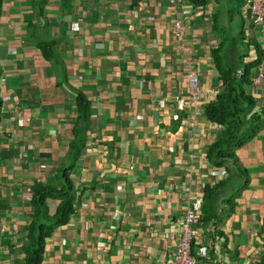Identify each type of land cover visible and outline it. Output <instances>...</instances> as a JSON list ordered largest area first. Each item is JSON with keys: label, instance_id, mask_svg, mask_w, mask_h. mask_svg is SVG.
Returning <instances> with one entry per match:
<instances>
[{"label": "crops", "instance_id": "obj_1", "mask_svg": "<svg viewBox=\"0 0 264 264\" xmlns=\"http://www.w3.org/2000/svg\"><path fill=\"white\" fill-rule=\"evenodd\" d=\"M170 1L3 0L0 264L24 262L32 184L59 187L69 167L81 194L68 224L46 240L42 264H165L185 200L203 199L207 188L199 219L208 222L193 227V255L207 249L199 264H264V114L234 152L239 174L233 161H208L221 129L204 113L221 92L219 70L245 67L251 113H264V76L253 83L260 68L264 75V26L245 22V5L238 14L227 0ZM177 23L182 42L173 38ZM187 73L209 94L200 113L187 102ZM79 95L90 107L87 127L77 125Z\"/></svg>", "mask_w": 264, "mask_h": 264}, {"label": "trees", "instance_id": "obj_2", "mask_svg": "<svg viewBox=\"0 0 264 264\" xmlns=\"http://www.w3.org/2000/svg\"><path fill=\"white\" fill-rule=\"evenodd\" d=\"M211 1L187 0L188 4L194 8H204ZM227 1L233 4L234 10L231 7V12L240 14L247 0ZM2 3L3 0H0V15ZM243 20L249 23L248 15H245ZM249 42L250 44L252 43L251 40ZM256 49L258 51V59L254 62L255 68L261 63L258 46ZM245 68L242 75H238L237 72L232 70H219L218 80L222 84L221 92H218L215 101L204 107L206 120L210 123L217 124L221 129V136L208 149V161L217 167H223L230 161H233V166L239 174H245V172L237 162L234 152L253 139L261 125L262 115L264 114L251 113L255 104L244 92V87L251 81V75L248 74L249 68ZM77 110V125L81 122L87 127L90 107L82 95L78 96ZM82 129V127L79 129L80 133H78V130H75V137H73L70 145V154L73 162L78 158L82 144L84 143V129ZM70 171L71 167L58 172L62 180L59 187L38 182H34L30 187L31 201L29 206L31 213L29 215V222L24 227L25 240L19 249V252L24 255V262L22 264H42L46 240L51 238L59 228L67 225L71 216L74 214L75 205L78 202L81 192L75 189L73 181L70 178ZM210 190L208 188L204 190V195L207 194L208 197L211 194ZM204 195L201 212L204 209ZM50 202L58 203L54 213L50 212ZM199 221H201L202 226H205L208 218H200Z\"/></svg>", "mask_w": 264, "mask_h": 264}, {"label": "built area", "instance_id": "obj_3", "mask_svg": "<svg viewBox=\"0 0 264 264\" xmlns=\"http://www.w3.org/2000/svg\"><path fill=\"white\" fill-rule=\"evenodd\" d=\"M170 2L171 4H175L177 0H171ZM244 10L249 17L250 24L256 27L264 26V7L262 0H247ZM172 34L175 41L182 42L183 27L181 23L174 25ZM238 75H242V73L238 72ZM263 76V70L260 68L259 76L253 80V83L259 85ZM186 80L188 87L187 102L197 113H200V106L208 99L209 94L202 91L198 74L187 73ZM202 204L203 199L201 196L190 195L185 200L180 222V235L177 239L175 252L165 264H199L200 258L207 257V249L204 247L198 249V257L193 255V246L196 242L193 227L199 220Z\"/></svg>", "mask_w": 264, "mask_h": 264}, {"label": "rangeland", "instance_id": "obj_4", "mask_svg": "<svg viewBox=\"0 0 264 264\" xmlns=\"http://www.w3.org/2000/svg\"><path fill=\"white\" fill-rule=\"evenodd\" d=\"M193 231H194V229H193ZM180 232V231H179ZM194 234H195V232H194ZM179 235H180V233H179ZM196 236V235H195Z\"/></svg>", "mask_w": 264, "mask_h": 264}]
</instances>
